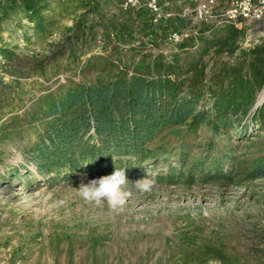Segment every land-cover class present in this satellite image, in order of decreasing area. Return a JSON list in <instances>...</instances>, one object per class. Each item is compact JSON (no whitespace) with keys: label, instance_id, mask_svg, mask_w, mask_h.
Masks as SVG:
<instances>
[{"label":"rangeland","instance_id":"1","mask_svg":"<svg viewBox=\"0 0 264 264\" xmlns=\"http://www.w3.org/2000/svg\"><path fill=\"white\" fill-rule=\"evenodd\" d=\"M99 1L95 11L87 12L89 21L98 24L74 54L68 51L69 29L83 8L48 14L56 22L46 39L32 36L34 24L28 20L25 29L4 26L0 45L13 57L0 55V264H264V178L234 185L206 183L201 174L194 183L187 173L170 178L182 153L191 161L209 156L223 173L237 175L245 168L246 177L264 156V132L255 130L242 140L232 133L217 135L210 125L167 129L150 144L151 156L140 166L144 170L128 176L133 182L148 174L162 180L150 192L130 185L131 196L117 211L79 195L82 182L100 177L52 180L53 174L39 173L27 159L37 133L28 119L45 96L96 82L103 67L120 59L128 64L137 55L132 49L139 40L117 43L103 27L126 15L119 1ZM200 1L169 0L174 16L168 23L182 20L187 24L178 29L189 27L183 9H194ZM232 1L217 0L215 12ZM243 26L245 48L264 39L263 23ZM26 29L28 37L23 36ZM175 44L169 36L161 51L170 53ZM59 50L64 53L54 61ZM228 154L234 159H222Z\"/></svg>","mask_w":264,"mask_h":264},{"label":"trees","instance_id":"2","mask_svg":"<svg viewBox=\"0 0 264 264\" xmlns=\"http://www.w3.org/2000/svg\"><path fill=\"white\" fill-rule=\"evenodd\" d=\"M98 2L0 0V42L6 24L24 28L25 20L34 24L35 39H46L56 22L48 14H63L78 6L85 12L69 29L73 35L68 51L72 52L87 42V33L92 34L98 24L89 21L87 14L97 9ZM144 12H126L103 25L117 43L140 41L132 49L137 55L130 63L113 62L100 70L96 82H79L49 94L30 113L28 124L36 126L37 133L25 155L39 173L53 174L52 180H71L82 174L102 177L125 168L127 176L136 175L151 156L150 144L169 128L195 130L210 125L217 135L232 133L242 140L255 130L264 132V101L259 102L264 89V39L245 48V26L209 23L198 37L176 43L175 50L165 53L161 49L170 33L187 23L155 26ZM23 36H30L27 29ZM149 44L158 50L149 49ZM61 53H54L53 60L58 61ZM0 55L9 59L13 52L0 45ZM256 163L245 177V168L237 175L223 173L209 156L191 161L190 154L182 153L170 178L187 173L188 181L194 183L196 174H201L206 183L234 185L264 178V156Z\"/></svg>","mask_w":264,"mask_h":264},{"label":"built area","instance_id":"3","mask_svg":"<svg viewBox=\"0 0 264 264\" xmlns=\"http://www.w3.org/2000/svg\"><path fill=\"white\" fill-rule=\"evenodd\" d=\"M125 12L136 15L141 10H147L155 26H160L173 20L174 13L168 9L169 0H117ZM217 0L200 1L196 8H184L182 16L190 20L187 28L174 30L170 39L179 43L198 37L203 25L209 23L236 24L243 27L251 21L257 25L264 24V0H233L225 9L215 12Z\"/></svg>","mask_w":264,"mask_h":264},{"label":"clouds","instance_id":"4","mask_svg":"<svg viewBox=\"0 0 264 264\" xmlns=\"http://www.w3.org/2000/svg\"><path fill=\"white\" fill-rule=\"evenodd\" d=\"M157 184L155 176L147 175L144 178L130 181L127 169L115 168L114 172L97 179H91L86 184L81 183L78 193L88 202H94L97 206L107 202L114 211L122 209L131 196V188L140 192H150Z\"/></svg>","mask_w":264,"mask_h":264},{"label":"bare ground","instance_id":"5","mask_svg":"<svg viewBox=\"0 0 264 264\" xmlns=\"http://www.w3.org/2000/svg\"><path fill=\"white\" fill-rule=\"evenodd\" d=\"M264 99V93L261 95L260 100L262 101Z\"/></svg>","mask_w":264,"mask_h":264}]
</instances>
